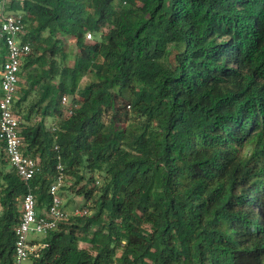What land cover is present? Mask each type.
I'll list each match as a JSON object with an SVG mask.
<instances>
[{
  "label": "trees",
  "instance_id": "16d2710c",
  "mask_svg": "<svg viewBox=\"0 0 264 264\" xmlns=\"http://www.w3.org/2000/svg\"><path fill=\"white\" fill-rule=\"evenodd\" d=\"M6 11L31 44L15 110L40 171L22 179L0 140V264H14L24 195L47 209L59 163L86 209L45 235L36 264H264V0ZM6 55L0 30V70Z\"/></svg>",
  "mask_w": 264,
  "mask_h": 264
},
{
  "label": "built area",
  "instance_id": "2783aa9c",
  "mask_svg": "<svg viewBox=\"0 0 264 264\" xmlns=\"http://www.w3.org/2000/svg\"><path fill=\"white\" fill-rule=\"evenodd\" d=\"M7 0L0 4L1 35L4 37L7 49L6 60L0 70V140L5 145L6 157L17 174L30 181L40 171V165L33 157L24 154L23 139L20 134V116L15 110L20 87V71L22 60L31 51V44L23 40L25 31V16L21 13L7 12ZM92 33L87 34L91 39ZM63 103L69 105L64 97ZM65 184L64 166L57 165V175L50 187L52 202L41 213L38 209L37 197L30 189L23 197L21 216L15 231L14 264H23L29 258H40L42 251L49 244L30 239L34 233L47 234L57 228L58 224L71 214H82L80 210L69 213L64 207L60 190ZM2 206L0 204V214Z\"/></svg>",
  "mask_w": 264,
  "mask_h": 264
},
{
  "label": "rangeland",
  "instance_id": "374dc122",
  "mask_svg": "<svg viewBox=\"0 0 264 264\" xmlns=\"http://www.w3.org/2000/svg\"><path fill=\"white\" fill-rule=\"evenodd\" d=\"M7 12H12V11H7ZM70 49H71V51H75L76 50L74 46H71ZM20 81H22V80H20ZM70 184H71V182H68V185H70ZM66 187L64 186L61 189V191H60V194H61V196H62V198L64 200V207H65V209L69 213H73L74 211H76V209L77 210H80V211L82 209H86L85 208L86 206H85V202H84L83 196H79V195L75 194L73 191L66 189ZM44 238H45V234H41V233H34V234H31L30 235V239L31 240H43ZM81 244L82 245H86L87 242H84L83 241V242H81ZM23 264H36V263H35V261L32 258H29V259L25 260L23 262Z\"/></svg>",
  "mask_w": 264,
  "mask_h": 264
},
{
  "label": "crops",
  "instance_id": "0c3cea01",
  "mask_svg": "<svg viewBox=\"0 0 264 264\" xmlns=\"http://www.w3.org/2000/svg\"><path fill=\"white\" fill-rule=\"evenodd\" d=\"M39 211H40L41 213H45L46 208H45V209H39ZM35 241H38V242H39V241H42V240H35ZM87 244H88V243H87ZM87 244H86V245H87ZM86 245H82V244H81L82 247H83V246H86Z\"/></svg>",
  "mask_w": 264,
  "mask_h": 264
},
{
  "label": "clouds",
  "instance_id": "9594fccd",
  "mask_svg": "<svg viewBox=\"0 0 264 264\" xmlns=\"http://www.w3.org/2000/svg\"><path fill=\"white\" fill-rule=\"evenodd\" d=\"M38 242V241H37ZM43 242V241H42Z\"/></svg>",
  "mask_w": 264,
  "mask_h": 264
}]
</instances>
